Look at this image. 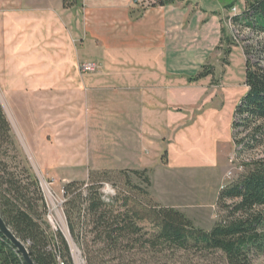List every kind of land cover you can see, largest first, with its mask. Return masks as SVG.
Wrapping results in <instances>:
<instances>
[{"label": "rangeland", "instance_id": "rangeland-1", "mask_svg": "<svg viewBox=\"0 0 264 264\" xmlns=\"http://www.w3.org/2000/svg\"><path fill=\"white\" fill-rule=\"evenodd\" d=\"M56 1L0 0V102L4 111L8 112L7 101L13 114L20 118L25 113L29 115L34 129L32 114L37 111L34 115L41 135L40 128L49 117L47 111L54 110L50 111L54 123L44 127L48 130L50 144L37 149L27 145L22 133L15 128V118L10 120L21 156L43 193L46 218L51 227L62 231L69 239L62 212V186L72 180L88 182V175L92 174L95 180L101 181V190H106L108 195L127 193L141 201L150 199L160 205L173 206L195 226L211 228L224 216L217 201L220 190L247 171L250 166L244 163L264 157V138L245 152L241 149L242 143L234 142L232 136L240 139L246 133L240 127L232 129L231 121L233 109L245 92L241 45L248 43L247 39L253 34L233 27L228 20L230 15L243 9V0H197L201 10L209 9L216 14L220 27L234 36L235 45L227 57L228 64H223L222 51L214 49L203 62L212 65V76L191 82L182 76L184 79L178 77L147 84V106L144 104L147 128L138 127V132L134 133L138 141L126 130H116L106 123L112 118L122 123L118 114L102 111L116 108L108 98L120 96L124 108L134 114L136 110L129 109L127 102L129 94H137L133 90L106 92L104 101L96 105L86 101L85 91L80 87L69 100L64 85L43 82V68L53 40V23L48 11ZM145 1L150 7L156 0ZM232 2L234 6L230 10L226 5ZM36 45L41 56L37 68L32 69L27 56ZM98 67L88 72H95ZM143 108L138 104V110ZM68 109L72 112L70 127L63 125L61 118ZM64 134L66 143L70 136L67 146ZM133 169H145L150 184L134 174ZM136 187L146 194L134 189ZM259 210L264 213V207ZM71 246L75 264H83L78 249ZM249 264H264V252L254 256Z\"/></svg>", "mask_w": 264, "mask_h": 264}, {"label": "trees", "instance_id": "trees-1", "mask_svg": "<svg viewBox=\"0 0 264 264\" xmlns=\"http://www.w3.org/2000/svg\"><path fill=\"white\" fill-rule=\"evenodd\" d=\"M61 1L63 7L70 8L78 0ZM174 1L156 0L152 5ZM243 3L240 12L228 17L233 27L253 34L241 45L245 92L233 109L231 128L246 132L240 139L232 136L248 152L264 138V0ZM226 6L231 10L234 3ZM233 45L234 36L221 25L215 49L222 51L225 65ZM213 73L212 65L204 63L187 81ZM244 164L250 166L247 171L218 193L224 216L209 229L195 226L173 206L141 201L121 192L105 195L101 181L92 174L88 182L68 181L62 186L68 239L46 218L43 193L21 156L0 102V216L25 244L35 264H75L71 244L83 264H249L264 252V213L259 210L264 207V157ZM132 172L150 184L145 169ZM0 264H26L1 232Z\"/></svg>", "mask_w": 264, "mask_h": 264}, {"label": "crops", "instance_id": "crops-1", "mask_svg": "<svg viewBox=\"0 0 264 264\" xmlns=\"http://www.w3.org/2000/svg\"><path fill=\"white\" fill-rule=\"evenodd\" d=\"M53 3L48 11L53 23V40L48 62L43 68V82L64 85L69 100L81 88L85 91L86 101L96 105L104 101L106 92L133 90L137 94H129L127 102L129 109L136 110L134 114L124 108L120 96L108 98L117 109L102 111L118 114L122 123L113 118L106 123L116 130H126L134 141L140 140L134 136L138 127L147 128V84L178 77L184 79L182 76H186L187 81V77L199 70L220 38L217 15L209 9L201 10L197 0H175L150 7H147V1L140 4L133 0H78L77 5L70 8L63 7L61 0ZM40 56L38 45L28 51L27 59L32 69L37 68ZM85 61L97 62L98 69L95 72L79 71V64ZM2 91V99L6 101ZM138 104L144 106L143 110H138ZM6 106L11 128L10 120L15 118V128L30 148L50 144L48 130L44 127L54 123L50 114L53 109L47 111L49 117L39 135V122L34 115L37 111L32 114L35 130L29 115L25 113L20 118L10 111L7 101ZM66 112L61 118L63 125L70 127L73 122L71 109ZM63 137L65 146L69 145L70 136H67V143L66 135Z\"/></svg>", "mask_w": 264, "mask_h": 264}, {"label": "water", "instance_id": "water-1", "mask_svg": "<svg viewBox=\"0 0 264 264\" xmlns=\"http://www.w3.org/2000/svg\"><path fill=\"white\" fill-rule=\"evenodd\" d=\"M0 232L11 242V244L14 247H16V249L18 250V252H20L26 264H35L31 256L29 255V252L25 244L13 234V232L9 229V227L7 226V224L5 223V221L1 216H0Z\"/></svg>", "mask_w": 264, "mask_h": 264}, {"label": "built area", "instance_id": "built-area-1", "mask_svg": "<svg viewBox=\"0 0 264 264\" xmlns=\"http://www.w3.org/2000/svg\"><path fill=\"white\" fill-rule=\"evenodd\" d=\"M145 0H133V3H144ZM98 66V63L95 61H85V62H81L78 66L79 71L81 72H88V71H94ZM106 191V190H105ZM104 190H102V192L105 195H108L107 192H105ZM63 202V201H62Z\"/></svg>", "mask_w": 264, "mask_h": 264}, {"label": "bare ground", "instance_id": "bare-ground-1", "mask_svg": "<svg viewBox=\"0 0 264 264\" xmlns=\"http://www.w3.org/2000/svg\"><path fill=\"white\" fill-rule=\"evenodd\" d=\"M44 185V184H43ZM45 186V185H44ZM47 189V188H46ZM55 208V206H53Z\"/></svg>", "mask_w": 264, "mask_h": 264}]
</instances>
